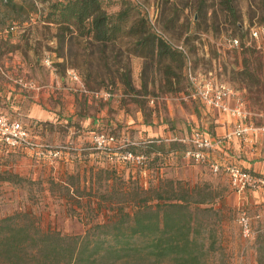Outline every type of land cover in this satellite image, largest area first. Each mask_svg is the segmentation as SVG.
I'll list each match as a JSON object with an SVG mask.
<instances>
[{
	"label": "rangeland",
	"instance_id": "1",
	"mask_svg": "<svg viewBox=\"0 0 264 264\" xmlns=\"http://www.w3.org/2000/svg\"><path fill=\"white\" fill-rule=\"evenodd\" d=\"M58 1L67 0H0V107L22 118L25 105L18 98L33 90L24 82L41 85L44 62L59 74L77 71L89 91L110 96L92 104L81 100L73 124L61 121L39 132L61 151L58 157L40 158L34 150L0 144V219L27 214L42 230L63 235H84L99 226L95 233L105 238L125 223L123 213L133 206L189 202L203 263L264 264V195L243 201L227 175L186 158L183 145L188 146L178 141L196 129L219 130L218 113L184 98L190 67L246 89L253 122L264 126L257 117L264 115V48L251 36L253 27L264 24V0H230L234 11L226 0H141L156 12V27L164 36L187 50L186 59L176 61L149 55L133 35L99 43L76 25L49 22L50 6ZM103 6L108 14L130 9L133 21L145 15L132 0H104ZM230 38L243 47L234 49ZM96 114L97 124L88 127L84 119ZM95 132L131 144L140 141L130 149L144 154L145 164H126L95 150ZM251 136L242 140V159H248L264 129ZM244 212L248 233L240 223ZM165 262L173 264L170 258Z\"/></svg>",
	"mask_w": 264,
	"mask_h": 264
},
{
	"label": "trees",
	"instance_id": "2",
	"mask_svg": "<svg viewBox=\"0 0 264 264\" xmlns=\"http://www.w3.org/2000/svg\"><path fill=\"white\" fill-rule=\"evenodd\" d=\"M103 2H54L50 6L49 22L67 27L76 25L99 43L133 35L138 45L148 48L149 55L169 57L171 61L179 57L186 59L187 54L151 30L145 15L133 21L130 9L108 14ZM226 2L227 8L234 11L230 0ZM12 5L16 7L17 3ZM157 199H162L161 194ZM189 204L157 202L156 209L147 202L133 206L131 211L123 213L125 223L117 225V232L105 238L95 233L99 226L92 227L84 235H63L42 230L27 214L7 216L0 219V264H167L166 258L173 264H206L201 260Z\"/></svg>",
	"mask_w": 264,
	"mask_h": 264
},
{
	"label": "built area",
	"instance_id": "3",
	"mask_svg": "<svg viewBox=\"0 0 264 264\" xmlns=\"http://www.w3.org/2000/svg\"><path fill=\"white\" fill-rule=\"evenodd\" d=\"M132 1L141 8L145 15H147L155 31L164 36L163 32L156 27V12L150 10L141 0ZM14 28L15 26L10 27L11 30ZM251 36L254 40L263 37L264 25L253 27L251 29ZM164 37L173 44L166 36ZM229 42L234 48H241L242 43L238 38H230ZM173 45L188 55L187 50L182 45ZM69 74L75 82L80 84L81 90L85 95L94 99L110 96L109 92L89 91L77 71L71 70ZM188 79L189 88L188 94L184 97L185 99L189 97L197 99L205 106L227 114L234 120L233 127L227 131L222 138L214 139L204 131L196 129L189 138L178 140L188 146L184 151L186 158L197 162L208 163L214 172H219L221 167L212 162L210 158L215 147L223 141H231L235 138L248 141L251 139V135L254 134L255 130L261 131L262 128L264 129V126H256L254 124L251 117L252 114L248 110V101L244 91L225 82L218 81V79L213 78L212 72H207L205 74L194 72L191 67L188 72ZM24 86L38 91L43 88V86L37 85L31 80L24 82ZM261 117L264 119V115H261ZM0 144H6L13 149L28 148L34 150L35 154L40 158L49 156L58 157L60 154L58 148L53 149L33 139L29 130L23 126L20 120L2 114L1 112ZM130 146L131 143L126 139L119 140L115 135L104 132L96 133L92 138V147L95 150L107 153L111 159L116 157L119 161L126 164L144 165L146 161L145 155L133 152ZM224 170L230 178L233 189L238 193H243L247 190H258L264 187V177L250 170L233 164L226 165ZM240 223L244 226L246 233H248L249 222L245 212L240 216Z\"/></svg>",
	"mask_w": 264,
	"mask_h": 264
},
{
	"label": "crops",
	"instance_id": "4",
	"mask_svg": "<svg viewBox=\"0 0 264 264\" xmlns=\"http://www.w3.org/2000/svg\"><path fill=\"white\" fill-rule=\"evenodd\" d=\"M256 43L260 48L261 47L264 48V36L256 40ZM42 65L44 66L43 75L39 76L40 81L37 83L41 84L43 88L39 91L38 90L35 91V89L25 90V92L28 94L25 93L24 95L19 96L18 98L19 104L25 105L24 112L20 115L22 118H20L18 115L7 112L2 107H0V112L2 114L20 120L23 126L27 128V130H29L30 135L33 139L45 145H48L45 139H42V137L38 135L39 132H45L48 129V127H50L52 124L61 121H65L67 123L70 122L71 124H73L74 123L73 119H75L78 116L76 110L78 104L82 102L81 100L84 99L86 103L92 104L94 98H91L90 96L85 95L83 93L80 84L75 82L70 76L69 74L70 70H68V72H66L65 74H59L57 70L51 68L48 63L44 62L42 63ZM243 91L245 93H248L246 89H243ZM200 103L204 105L202 102ZM205 107L210 112L218 113L219 115V118H216L215 120L216 126L219 130L213 132L207 131L205 133L207 135H210L214 139L222 138V136L233 127V123H234L233 118H231L227 114L221 113L220 111L214 108L207 106ZM99 111H101L102 114L105 113V111L102 110L101 108H99ZM252 113L253 112H251V114ZM261 115L263 114H259L257 116L259 117V120L262 119ZM251 117H253V114L251 115ZM98 118H99V114H96V116H88L84 119V122L88 127H92L95 124H97L99 120ZM96 133L98 132H95L94 134ZM151 141L154 142V141H162V140L154 139ZM139 143L140 141L132 142L131 145L133 144L137 145ZM3 145L5 147H8L6 144ZM244 145L245 144H242V140L237 138L231 141H223L220 144H218L215 147L214 151L211 153V157H210L212 162L218 164L221 167V170L216 173H224L225 175L228 176V174L224 170V167L228 164H233L242 167L246 170H250L256 173L257 175L264 177V166L262 164V160H264V154H262L264 152V137L260 136L255 139L254 145H252L255 146L254 150L250 149L251 154L248 157V159L241 158L243 154V150L246 147ZM204 164L210 166V164L208 163H204ZM262 167L263 170H261ZM234 192L243 201L249 203L252 202L253 199L262 196V194L264 195V187L258 190H247L243 193H238L236 190H234Z\"/></svg>",
	"mask_w": 264,
	"mask_h": 264
}]
</instances>
